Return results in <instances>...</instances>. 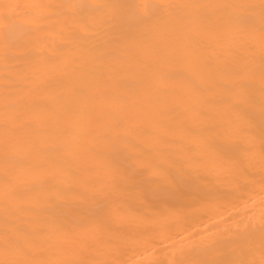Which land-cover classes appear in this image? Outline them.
Returning a JSON list of instances; mask_svg holds the SVG:
<instances>
[{
  "label": "bare ground",
  "instance_id": "6f19581e",
  "mask_svg": "<svg viewBox=\"0 0 264 264\" xmlns=\"http://www.w3.org/2000/svg\"><path fill=\"white\" fill-rule=\"evenodd\" d=\"M0 264H264V0H0Z\"/></svg>",
  "mask_w": 264,
  "mask_h": 264
}]
</instances>
